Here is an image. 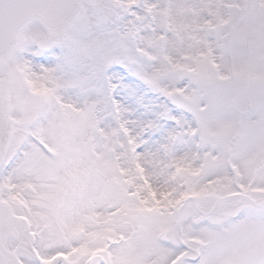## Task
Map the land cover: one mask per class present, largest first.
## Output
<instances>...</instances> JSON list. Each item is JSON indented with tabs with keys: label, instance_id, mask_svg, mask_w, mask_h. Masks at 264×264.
Wrapping results in <instances>:
<instances>
[{
	"label": "snow or ice",
	"instance_id": "snow-or-ice-1",
	"mask_svg": "<svg viewBox=\"0 0 264 264\" xmlns=\"http://www.w3.org/2000/svg\"><path fill=\"white\" fill-rule=\"evenodd\" d=\"M0 264H264V0H0Z\"/></svg>",
	"mask_w": 264,
	"mask_h": 264
}]
</instances>
